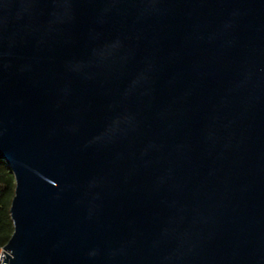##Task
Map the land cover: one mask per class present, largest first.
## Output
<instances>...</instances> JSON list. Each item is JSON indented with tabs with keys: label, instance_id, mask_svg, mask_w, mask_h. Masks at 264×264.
I'll use <instances>...</instances> for the list:
<instances>
[{
	"label": "water",
	"instance_id": "obj_1",
	"mask_svg": "<svg viewBox=\"0 0 264 264\" xmlns=\"http://www.w3.org/2000/svg\"><path fill=\"white\" fill-rule=\"evenodd\" d=\"M1 264H264V0H0Z\"/></svg>",
	"mask_w": 264,
	"mask_h": 264
},
{
	"label": "trees",
	"instance_id": "obj_2",
	"mask_svg": "<svg viewBox=\"0 0 264 264\" xmlns=\"http://www.w3.org/2000/svg\"><path fill=\"white\" fill-rule=\"evenodd\" d=\"M15 192V179L10 168L0 160V250L7 244L12 233L10 206Z\"/></svg>",
	"mask_w": 264,
	"mask_h": 264
},
{
	"label": "built area",
	"instance_id": "obj_3",
	"mask_svg": "<svg viewBox=\"0 0 264 264\" xmlns=\"http://www.w3.org/2000/svg\"><path fill=\"white\" fill-rule=\"evenodd\" d=\"M3 255V252H2V249L0 250V255ZM3 259V258H2ZM2 259H1V261H0V264H1V262H2Z\"/></svg>",
	"mask_w": 264,
	"mask_h": 264
}]
</instances>
